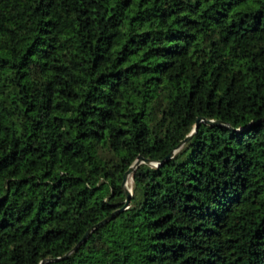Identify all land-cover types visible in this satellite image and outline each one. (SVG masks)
I'll return each instance as SVG.
<instances>
[{
  "label": "trees",
  "instance_id": "1",
  "mask_svg": "<svg viewBox=\"0 0 264 264\" xmlns=\"http://www.w3.org/2000/svg\"><path fill=\"white\" fill-rule=\"evenodd\" d=\"M64 256L264 264V0H0V264Z\"/></svg>",
  "mask_w": 264,
  "mask_h": 264
},
{
  "label": "water",
  "instance_id": "2",
  "mask_svg": "<svg viewBox=\"0 0 264 264\" xmlns=\"http://www.w3.org/2000/svg\"><path fill=\"white\" fill-rule=\"evenodd\" d=\"M200 124H204L207 126H212V125H220V122L218 121H211V120H206L204 118H197L195 125L191 131V133L178 145L177 149H179L183 144H185L186 142H188L190 140V138L192 137V135L197 131L198 127ZM174 155V152L169 153V155L164 159V160H168L170 158H172ZM140 164H145L148 167L151 168H157L158 166H160L162 164V161L160 162H154L151 160H146L144 158H142L141 156H139L137 158V160L132 164V166L129 167V169L125 172V174L123 175V180L121 183V187L123 189V192L126 196V200L124 203V206L118 210L117 212H121L125 209H127V207L129 206V201L131 198V190L127 187L128 185V181L130 176L132 175V173L134 172V170L140 165ZM115 213H113L110 217L105 218L104 220H102L101 222H99L98 224L92 226L89 230H87L84 234V236L82 237L81 241L79 244L85 242V240L87 239V237L95 230L103 227L107 222H109L110 219H112V217L114 216ZM66 256H64L63 258H55V259H46L44 261H41L40 264H46V263H55L58 262L61 259H64Z\"/></svg>",
  "mask_w": 264,
  "mask_h": 264
},
{
  "label": "rangeland",
  "instance_id": "3",
  "mask_svg": "<svg viewBox=\"0 0 264 264\" xmlns=\"http://www.w3.org/2000/svg\"><path fill=\"white\" fill-rule=\"evenodd\" d=\"M130 185H131V178H129V181H128V185L127 187L130 189Z\"/></svg>",
  "mask_w": 264,
  "mask_h": 264
}]
</instances>
